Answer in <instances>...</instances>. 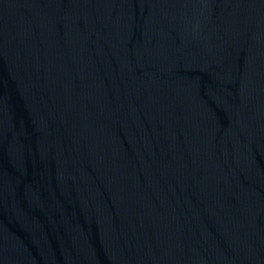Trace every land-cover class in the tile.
Instances as JSON below:
<instances>
[{
	"label": "water",
	"instance_id": "1",
	"mask_svg": "<svg viewBox=\"0 0 264 264\" xmlns=\"http://www.w3.org/2000/svg\"><path fill=\"white\" fill-rule=\"evenodd\" d=\"M0 264H264V0H0Z\"/></svg>",
	"mask_w": 264,
	"mask_h": 264
}]
</instances>
